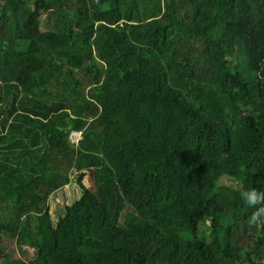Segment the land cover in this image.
<instances>
[{"label": "trees", "instance_id": "obj_1", "mask_svg": "<svg viewBox=\"0 0 264 264\" xmlns=\"http://www.w3.org/2000/svg\"><path fill=\"white\" fill-rule=\"evenodd\" d=\"M249 190L264 0H0V264H264Z\"/></svg>", "mask_w": 264, "mask_h": 264}, {"label": "rangeland", "instance_id": "obj_2", "mask_svg": "<svg viewBox=\"0 0 264 264\" xmlns=\"http://www.w3.org/2000/svg\"><path fill=\"white\" fill-rule=\"evenodd\" d=\"M42 29H47V25H46L45 21L43 22ZM79 138H80V135H78V138H76V140H78ZM86 175H89V173L87 172ZM226 183L232 184L230 181H226ZM86 186L92 190L94 188L93 179L90 178V176L86 179ZM57 194L59 196L56 198V200L53 203H51L52 211H55L58 206H62V205L66 206V203L72 204L73 202L78 200L82 195V190L74 182V183H72V186L69 189L66 188L64 191H58ZM60 196H66V198H61ZM2 242L3 243H1V249H0V256L2 258L9 257V258H15V259H18V258L28 259V258H31V256H33V254H34L31 249L28 251L27 254L26 253L22 254L21 251L17 247L16 240H14V239L13 240H6V241L4 240ZM25 249H27V248H25Z\"/></svg>", "mask_w": 264, "mask_h": 264}, {"label": "clouds", "instance_id": "obj_3", "mask_svg": "<svg viewBox=\"0 0 264 264\" xmlns=\"http://www.w3.org/2000/svg\"><path fill=\"white\" fill-rule=\"evenodd\" d=\"M241 199L248 206L255 208L250 218L252 223L257 222L260 218H264V192L256 190L244 191L241 193Z\"/></svg>", "mask_w": 264, "mask_h": 264}, {"label": "crops", "instance_id": "obj_4", "mask_svg": "<svg viewBox=\"0 0 264 264\" xmlns=\"http://www.w3.org/2000/svg\"><path fill=\"white\" fill-rule=\"evenodd\" d=\"M78 135H80V133H74L73 134V137L74 138H78ZM89 177V175H87V177L84 179V184H85V186H86V179ZM87 187V186H86Z\"/></svg>", "mask_w": 264, "mask_h": 264}]
</instances>
